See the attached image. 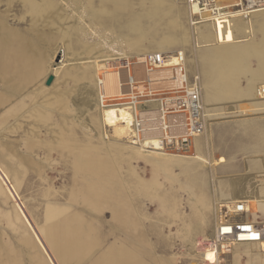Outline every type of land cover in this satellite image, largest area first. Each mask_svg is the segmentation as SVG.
Returning <instances> with one entry per match:
<instances>
[{"label":"bare ground","instance_id":"obj_1","mask_svg":"<svg viewBox=\"0 0 264 264\" xmlns=\"http://www.w3.org/2000/svg\"><path fill=\"white\" fill-rule=\"evenodd\" d=\"M239 1L230 0L231 3H235L233 7H236ZM248 1L251 6L239 10L234 8L231 18L204 22L196 26L198 31L196 34L192 32V27L195 26L190 20L187 0H0V142L7 145L11 134L18 133L26 126L30 129L26 135L24 134L26 137L23 142L31 145H33L31 142L38 141L41 129L49 133L46 143L50 147L54 135L66 140L62 136L67 130L65 121L68 115L65 108L69 98H72L84 112L91 114V122L102 132L103 140H108L113 145V150L119 152L129 149V152L137 154L156 167L181 165L190 173L197 172L200 182L204 173L212 176V169L207 168L223 162V159L212 160L205 153V149L211 147L208 132L215 115L219 116L226 110L244 107L239 105V101L248 98V95L253 97V91L256 89L257 92L254 94L258 95L257 98L247 101L246 106L264 108V42L261 47L249 44L243 50L235 47V43L217 45L215 42L217 34L231 39L249 33L252 27L264 31V7L256 6L258 2L264 6V0ZM136 4L141 8L138 12L135 9ZM13 11L19 13L10 15L9 13ZM11 16L13 18L9 19ZM144 18H148V22H145ZM226 21L229 22L228 26L225 24ZM163 26L167 27L168 31L160 34ZM204 27L209 28L204 30ZM193 35L201 40V45L206 43L212 46V55L218 57L217 61L212 55L200 57L203 62L200 66L190 57L187 51L191 46L189 38ZM178 52L186 56V67L188 62L192 63L201 81V96L206 111L205 131L194 138L190 154L175 153L161 145L162 132L154 120L157 117L156 105L149 107L151 109L149 112H142L141 115L144 117L149 114L150 120L144 123V130L139 138H134L131 135L129 108L125 104L102 106L100 103V96L112 97L127 92L125 83L130 76L137 84L146 80L155 88L178 87L179 74L176 72V75H173V69L167 68L171 65L153 71L146 70L142 65L145 55L153 53L171 56V63H174L177 61L174 57ZM249 56L256 61L255 65L246 64ZM59 58H62L59 65L55 64ZM126 59L128 62H134L132 69L124 68ZM19 62L24 64L15 70ZM12 71L13 75H9ZM245 73L251 74L249 93H245L239 87V77ZM173 77L175 78L172 79ZM71 82L75 83V89L62 88ZM76 94L79 95V99H74L77 97ZM216 112L219 114H215ZM178 119V122L183 121L182 116H178ZM69 127L72 128L71 134L74 133V127L72 125ZM83 127L89 128V122ZM200 139H203L202 144L198 143ZM108 151L111 152L110 149ZM86 156L80 154L72 160L75 165L71 166V169L76 171L77 184L79 186L82 184L79 180L87 182L84 185L86 187L80 188L85 191L79 200L83 205V211L77 213L76 217L69 215L70 222L73 225L89 227L83 236L117 234L126 238L142 237L143 233L137 220L130 215L128 207L124 204L115 205L106 195L97 192V189L103 190L98 177L92 176L93 181H88L89 175L81 178L78 176L77 168H81V164L91 162L90 168L95 162L104 164L99 157ZM78 157L81 158V162L77 160ZM85 158L88 162L84 161ZM53 162L52 159V165ZM253 166L264 174V159H257ZM94 167L98 172L97 165ZM0 181L28 227L40 241L39 227L23 209L22 201L18 200L14 187L1 168ZM109 182V189L115 188V182ZM102 183L105 184L104 180ZM263 192L264 182H260L254 187L244 186L238 192L234 190L235 194L232 193L231 200L214 199L212 213L206 217L205 225L200 227L202 236L207 234L212 220L216 224L218 219L216 204L219 202L245 200L249 203L252 218L264 223V219L259 216V211L264 213V195H261ZM201 200L207 207L209 197L203 195ZM104 206H110L115 216L108 221L109 227L106 230L97 228V223L105 222L102 216ZM86 214L97 217L90 219ZM41 241L51 264H56L50 254V251H53L45 238L49 249L44 245V241ZM242 247L245 249L241 250ZM198 252L197 245L194 244V256L204 257L210 253ZM232 253L233 264H264V238L257 242L235 243Z\"/></svg>","mask_w":264,"mask_h":264},{"label":"rangeland","instance_id":"obj_2","mask_svg":"<svg viewBox=\"0 0 264 264\" xmlns=\"http://www.w3.org/2000/svg\"><path fill=\"white\" fill-rule=\"evenodd\" d=\"M135 9L138 12L141 8L136 4ZM14 13L18 14L19 12L13 11L9 14ZM11 18L13 16L9 19ZM148 20V18H144L145 22ZM204 28L207 30L209 27ZM167 31V27L163 26V31L160 34ZM262 31L261 28L252 27L249 33L240 34L231 39L223 38L217 34L215 42L217 45L235 43V47L241 48V50L249 44L261 47L264 42V31ZM120 32L126 33V31ZM192 32L198 34L197 28L192 27ZM200 41L194 35L191 36L189 38L191 51L188 50L187 53L201 66L203 62L200 57L211 56L213 49H211L210 44L203 43L201 45ZM202 46L204 48L201 49ZM212 58L215 61L218 60L215 55H212ZM247 59L246 64L249 66L256 64V61L250 56ZM60 60L62 58L55 61V64L58 63L59 65ZM23 64V62H19L15 70L21 68ZM187 67L190 75H196L192 63L188 62ZM10 74L13 75V71ZM250 79V73L241 74L239 77V87L245 93H249ZM257 85L258 83L255 88ZM62 88L75 89L76 86L75 83L71 82L63 85ZM254 92H257V89L253 91V97L248 95V98L239 101V105L244 107L231 111L226 110L219 116H213L214 120L211 121L210 132H208L211 147L205 149V153L212 160L223 159V162L217 166L208 167V170L212 169V176L209 173H204L201 182L197 172L192 171L190 173L186 167L181 165L168 168L156 167L137 154H132L129 149L119 152L116 149L113 150V145L108 140H103L102 132L91 122V114L84 112V109L73 102L72 98H69V105L66 103L67 107L65 108L68 115L65 121L67 130L62 133V136L66 140L54 135L52 147H50L46 143V137L48 138L49 133L45 129H41L38 141L31 142L33 144L31 145L28 142H23L26 132L30 129L29 126H26L18 133L11 134V138L8 140L10 142L7 145L0 142V168L14 187L15 193L19 197L18 200L22 201L23 209L39 227L40 241H44L45 238L53 251H50V254L56 264L61 263L58 253L63 252L64 254L66 239L71 241L72 237L88 238V236H83V233L89 227L80 224L73 225L68 218L69 215L76 217L77 213L83 211V205L79 200L82 199L81 195L85 191L80 188L86 187L84 185L87 181L79 180L82 183L79 186L77 184L78 179L75 178L76 171L71 169V166L75 165L72 160L80 154L87 155L86 158L88 156L99 157V160L104 164L94 163V166L97 165L99 168L98 172L94 166L90 168L91 162H89L90 164H81V168H77L79 170L78 176L81 178L89 175L88 181L92 180V176L98 177L101 186L103 185V190L97 189V192L106 195L115 205L124 204L128 207L130 215L137 220L143 233L142 237L147 236L156 257L165 258L173 264H193L199 256H194L193 245H198V240H205V237L213 235V228H215L213 220L205 236H202L200 232V227L205 225L206 217L212 213L213 200L226 199L234 190L238 192L244 186L254 187L258 183L264 182V174L253 166L257 159H264V108L246 106L247 101L250 102L257 98L258 95H255ZM75 96L77 97L74 99H79L78 94ZM215 114L219 113L216 112ZM88 122L89 128L83 127ZM71 125L74 127L72 134L70 131L72 128L69 127ZM198 143L202 144L203 139L198 140ZM86 158L84 161L88 162ZM52 159L54 160V167ZM77 160L81 162L80 157ZM85 165L86 168H84ZM89 168L90 170L86 171ZM140 175L143 176L139 177ZM103 180L105 184L102 183ZM109 181L115 182V188L109 189ZM203 195L209 197L207 207L201 202ZM256 195L259 196L260 194L256 193ZM261 195H264V192ZM10 197L0 181L1 264H51L39 239L28 227L21 212ZM110 206H104L102 216L105 222L97 228L108 229V221L112 216L115 217ZM54 213L57 215L55 216ZM259 215L263 216V211H259ZM86 216L90 219L97 217L88 214ZM65 227L68 230V237L64 235ZM124 237L126 236L122 238ZM124 239H127L131 244L138 240L132 237ZM46 242H43L45 246L47 245ZM49 247L47 248L49 249ZM242 249L244 250L245 247Z\"/></svg>","mask_w":264,"mask_h":264},{"label":"built area","instance_id":"obj_3","mask_svg":"<svg viewBox=\"0 0 264 264\" xmlns=\"http://www.w3.org/2000/svg\"><path fill=\"white\" fill-rule=\"evenodd\" d=\"M187 4L191 23L195 27L204 22L223 21L231 18L234 8L239 10L251 6L248 0H240L236 7L230 0H187ZM256 6L264 7L259 2ZM225 24L228 26L229 22ZM171 58L165 54H147L142 65L148 71L171 65L167 68L173 69V75L176 72L179 74L178 87L155 88L146 80L137 84L130 76L125 83L127 92L112 97L100 96V103L102 106L125 104L129 108L131 135L134 138H139L144 123L150 120V115L144 117L142 112H149V107L156 105L157 117L154 120L162 132L161 145L175 153L190 154L194 138L203 133L207 125L201 83L198 75H190L183 53L175 55L177 61L174 63H171ZM125 62L124 68L132 69L134 62L127 59ZM178 116H182L183 121L178 122ZM216 208L218 219L213 235L197 241L198 253L210 252L213 259L209 260V255L198 256L193 264H233L235 243L257 242L264 238V223L252 218L249 203L245 200L219 202ZM225 228L229 231H224Z\"/></svg>","mask_w":264,"mask_h":264},{"label":"crops","instance_id":"obj_4","mask_svg":"<svg viewBox=\"0 0 264 264\" xmlns=\"http://www.w3.org/2000/svg\"><path fill=\"white\" fill-rule=\"evenodd\" d=\"M261 177L263 178L262 175ZM232 196L230 194L226 199L217 200H231ZM260 217L264 219V215ZM97 225L101 224L97 223ZM103 230L106 229L103 228ZM64 235L68 237L66 227ZM72 238L71 241L66 239L64 254L63 252L58 253L62 264H173L165 258H158L154 255L147 236L138 237L133 244L124 239L126 237L122 238L117 234Z\"/></svg>","mask_w":264,"mask_h":264},{"label":"snow or ice","instance_id":"obj_5","mask_svg":"<svg viewBox=\"0 0 264 264\" xmlns=\"http://www.w3.org/2000/svg\"><path fill=\"white\" fill-rule=\"evenodd\" d=\"M224 231H229V229L225 228ZM208 259L211 260L213 259V254L209 253Z\"/></svg>","mask_w":264,"mask_h":264}]
</instances>
